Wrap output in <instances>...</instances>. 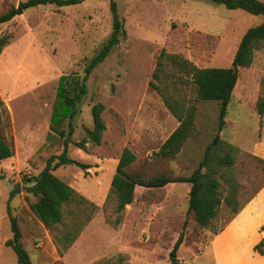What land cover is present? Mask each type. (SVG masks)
<instances>
[{"label":"rangeland","instance_id":"374dc122","mask_svg":"<svg viewBox=\"0 0 264 264\" xmlns=\"http://www.w3.org/2000/svg\"><path fill=\"white\" fill-rule=\"evenodd\" d=\"M20 1L0 0V14ZM115 1L127 35L89 75L73 140L81 141L86 128L93 127L96 103L105 106L102 117L107 128L101 144L89 141L85 149L75 143L69 147L70 156L90 168L67 164L54 170L95 204L92 218L63 253L54 240L57 230L44 225L32 211L30 204L37 197L25 191L23 179L39 172L28 159L51 131L59 78L82 77L112 33L111 0L39 5L0 24V40L8 37L0 53V136L14 148L12 157L0 160V264H21L5 244L12 237L8 205L33 264H217L212 241L234 217L228 195L244 204L264 185V115L256 109L264 95V42L255 49L252 64L239 68L222 129L220 102L199 99L191 76L167 56L181 55L201 68L230 67L243 35L263 17L211 0ZM164 96L193 115L194 128L174 157L159 153L180 124ZM219 140L237 150L235 163L214 175L222 203L209 226L199 224L190 210L191 182L158 188L137 185L133 202L120 214L121 222H115L118 213L111 182L124 147L136 154L128 172L150 179L191 175L207 147ZM226 149L221 145L219 152ZM18 183L20 192L9 200ZM70 207L76 205L64 206L65 213ZM81 215L80 210L76 216ZM182 231L184 240L174 261L170 252ZM246 251L245 263L237 264H264V256Z\"/></svg>","mask_w":264,"mask_h":264},{"label":"trees","instance_id":"16d2710c","mask_svg":"<svg viewBox=\"0 0 264 264\" xmlns=\"http://www.w3.org/2000/svg\"><path fill=\"white\" fill-rule=\"evenodd\" d=\"M86 0H22L17 5H12L8 10L0 14V24L9 22L16 16L23 14L27 9L39 5L54 4L57 6H70ZM215 3L224 4L229 9H244L252 14L261 15L262 21L250 27L243 35L230 67H198L193 62L178 54H168L172 63L179 69L184 70L191 76L196 85L197 97L201 100H218L220 102V129L223 128L225 117L228 113L230 101L239 79V68L249 67L253 60L255 49L259 43L264 42V2L261 0H211ZM111 11L113 16V30L110 37L102 45L100 50L85 67V74L62 75L59 78L58 93L52 114V128L48 133L47 140L28 159L29 164L39 170L32 177H25L24 189L29 194L37 197L30 204L32 211L39 220L49 228L56 229L54 240L60 252L67 250L78 238L82 228L90 221L95 210V204L78 192L69 183L58 177L54 170L63 165H78L83 169L91 167L89 163L81 162L68 153L71 143L85 149L86 143L92 141L101 144L103 133L107 126L102 117L105 106L96 103L92 106L93 127L86 128V136L78 142H74L75 120L79 114V105L88 93L87 79L97 65L103 62L112 49L120 43L121 38L126 36L124 22L117 10V3L111 0ZM8 43V37L0 40V53ZM165 55L163 50L158 65H161V57ZM238 68V71L235 70ZM166 105L174 116L180 120L179 126L169 135L162 144L159 153L164 156L174 157L181 150L186 139L194 128L193 115L183 113L169 98L164 96ZM257 112L264 115V95L257 101ZM225 145L227 149L220 153L219 148ZM237 147L232 143L219 140L210 144L205 152L203 160L194 172L189 176H167L160 175L150 179L134 177L127 167L136 160V154L129 148L124 147L119 158L116 172L111 182V195L116 197V212L118 216L115 222H121L120 214L124 213L127 205L135 198L137 185L147 188H158L173 182H191L195 197L190 202V210L195 213V218L202 226H209L218 213L222 198L219 194V181L214 176L219 169H229L235 163V151ZM13 146L0 136V160L12 157ZM222 174L224 172L222 171ZM20 192L18 183L10 192L11 200ZM192 198V194H191ZM232 206L234 215L242 208L236 198L230 194L226 199ZM74 204L76 207L68 208L65 213L64 206ZM81 210L82 215L76 216ZM8 215L11 223L12 237L5 244L12 247L21 264H33L31 256L23 246L22 231L17 218L12 214L8 205ZM68 216V217H67ZM187 223V222H186ZM185 223V225H186ZM186 227V226H184ZM264 231V224L262 225ZM184 231L176 240L170 256L177 261V252L183 243ZM254 250L264 255V239L254 246Z\"/></svg>","mask_w":264,"mask_h":264},{"label":"crops","instance_id":"0c3cea01","mask_svg":"<svg viewBox=\"0 0 264 264\" xmlns=\"http://www.w3.org/2000/svg\"><path fill=\"white\" fill-rule=\"evenodd\" d=\"M5 99L7 98L4 97ZM262 146L264 155V135ZM263 224L264 185L243 204L224 229L215 235L211 247L217 264L245 263L248 256L247 249L264 256L254 250V246L264 239Z\"/></svg>","mask_w":264,"mask_h":264},{"label":"water","instance_id":"95a60500","mask_svg":"<svg viewBox=\"0 0 264 264\" xmlns=\"http://www.w3.org/2000/svg\"><path fill=\"white\" fill-rule=\"evenodd\" d=\"M235 70L238 71V68H235ZM219 137H220V131L217 134L216 141L219 139ZM194 197H195V192H192V198H191V200H193ZM173 264H176V262H173Z\"/></svg>","mask_w":264,"mask_h":264}]
</instances>
